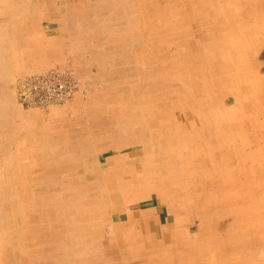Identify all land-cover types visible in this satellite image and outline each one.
<instances>
[{
  "label": "bare ground",
  "instance_id": "bare-ground-1",
  "mask_svg": "<svg viewBox=\"0 0 264 264\" xmlns=\"http://www.w3.org/2000/svg\"><path fill=\"white\" fill-rule=\"evenodd\" d=\"M32 3L0 0V264H105L101 227L132 264H264V0H78L105 86L53 131L10 97L67 42Z\"/></svg>",
  "mask_w": 264,
  "mask_h": 264
},
{
  "label": "rangeland",
  "instance_id": "rangeland-1",
  "mask_svg": "<svg viewBox=\"0 0 264 264\" xmlns=\"http://www.w3.org/2000/svg\"><path fill=\"white\" fill-rule=\"evenodd\" d=\"M77 1L78 0H44V6H42L41 4L32 3L35 5L31 6L27 10L28 13L31 12L33 16L38 19V22H32L30 24V27L39 35L38 37H32L33 43L39 44L44 40L57 39L60 38L62 34L66 37L67 40V42L64 43V45L59 46V48L57 47L56 49L52 47V49L49 50L51 52L52 58H46V62L44 64H40L39 66H44L43 71H37L38 69L36 68V65H38V63H36V61L34 60L35 62L30 63V67L33 65L32 67H34L36 70L32 72L26 71L22 72L21 74L11 75L13 79L10 80L9 87H11L12 94H10V97H14L13 100L15 105L18 106V108L26 114L31 115L33 112H38V122L39 124H42L41 126L44 130H55L57 128L56 125H58L62 116H65V118H68L72 121L76 120L75 123L84 120L86 117V111L83 105L80 104V101H82L83 103L88 102L91 99L92 95H94V92L97 88L102 89L105 86L104 82L101 81V79L94 78V76L99 75V69L101 68V66L99 64L100 61L91 53L90 48L91 46L96 48L99 44L97 43L98 41L93 35L92 37H85L81 33V26L74 23L73 21V23H71V15L66 12V9L68 10L70 6H72L73 8V4H75ZM77 28H80L81 30ZM79 40H81L80 44ZM83 43L87 48L83 52H79L77 50L75 51L71 46H81V48H84L82 47ZM97 53H99V51H97ZM54 67H57L61 70L69 69L68 74L73 73L76 79L79 80L81 91L77 92V94H75V97L66 103L55 105L43 103L42 105H35V102L29 98L27 90L32 87V82L36 78L35 76L37 74H42ZM84 71L87 73H84ZM35 99L38 101V98ZM65 118L62 121H64ZM84 125L86 127L89 124L84 122ZM17 141L20 142L23 141V139L21 138ZM129 153L133 154V151ZM140 153V150H137V154ZM102 160H104V156L102 157ZM139 161L140 160L138 155L133 156L132 163L134 165H138L140 163ZM155 202V200H150L143 203L142 205L144 207L152 206V204L154 205ZM163 209L164 207H162L161 209L163 216L162 220L166 221L168 217L166 216L165 210ZM154 210L156 211V209ZM193 212L194 210L189 208L186 213L189 214ZM136 215H138V212H136ZM191 216V214L185 216L182 225L186 226L188 224L195 223L194 229H196V224L199 221H194ZM172 218L173 217L171 216L169 217V219ZM116 219L118 221L126 220V216L123 215L122 219H119L117 216ZM149 220L150 228H152V231L157 230V232H159L160 225L156 223L155 219L152 217ZM100 231H102V236L100 237L101 241L104 240V242H108L114 238V236H111L112 238H110V234L107 233L105 227H101Z\"/></svg>",
  "mask_w": 264,
  "mask_h": 264
},
{
  "label": "built area",
  "instance_id": "built-area-1",
  "mask_svg": "<svg viewBox=\"0 0 264 264\" xmlns=\"http://www.w3.org/2000/svg\"><path fill=\"white\" fill-rule=\"evenodd\" d=\"M69 69L61 70L57 67L37 74L28 91V96L35 102V105L49 103L52 105L66 103L73 99L80 91V82ZM38 98V101L35 99Z\"/></svg>",
  "mask_w": 264,
  "mask_h": 264
},
{
  "label": "crops",
  "instance_id": "crops-1",
  "mask_svg": "<svg viewBox=\"0 0 264 264\" xmlns=\"http://www.w3.org/2000/svg\"><path fill=\"white\" fill-rule=\"evenodd\" d=\"M79 41H80L79 42V44H80L81 40H79ZM71 46L75 51L77 50L79 52L80 51L83 52L84 50L87 49L85 47L84 43L82 44V47H84V48H81V46H79V47H75L73 45H71ZM154 209H156V211L154 210V212H157V208H154ZM162 218H163V216H162ZM165 220H166V218H165ZM167 220L166 221L163 220V222H167ZM154 232H157V230H154ZM157 233H160V228H159V232H157ZM109 236H110V238H112L111 237L112 235H109ZM153 251H154V249L150 248V249H147L146 252L151 253ZM132 252H133V248L131 246H128L126 244L120 245L115 237L113 239H111L110 241L105 242V244L102 248V255L105 257V264H107V263H109V264H132V263L128 262V260L126 259V256H128Z\"/></svg>",
  "mask_w": 264,
  "mask_h": 264
}]
</instances>
